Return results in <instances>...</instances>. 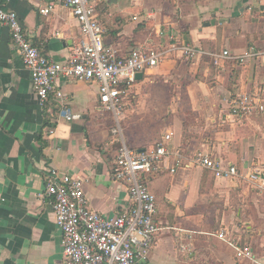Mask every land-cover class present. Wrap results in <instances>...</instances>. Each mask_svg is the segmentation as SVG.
Returning a JSON list of instances; mask_svg holds the SVG:
<instances>
[{
    "label": "crops",
    "instance_id": "obj_1",
    "mask_svg": "<svg viewBox=\"0 0 264 264\" xmlns=\"http://www.w3.org/2000/svg\"><path fill=\"white\" fill-rule=\"evenodd\" d=\"M0 4L16 12L41 53L68 60L81 38L69 7L59 0ZM47 5L50 12L41 14ZM96 17L104 42L120 55L139 45L161 48L169 32L178 42L209 51L264 48V0H102ZM55 87L69 104L71 120L58 117V103L52 112L42 111L29 71L0 22V264H66L51 199L44 195L52 169L82 178L90 207L103 215L128 202L126 185L112 179L119 144L112 142L113 117L98 106L97 83L57 78ZM243 91L264 93V56L215 66L209 57L187 60L173 52L134 83L119 119L123 138L139 151L170 131V150L204 151L243 169L264 164V117L232 121L225 115ZM165 95L171 99L164 109L159 103ZM48 125L54 128L50 137ZM173 162L166 159L145 180L157 199L160 227L146 264H264L250 230L255 219L264 225V192L239 178L216 179L202 167L180 165L170 173ZM221 231L226 239L247 243L252 257L238 258L217 237Z\"/></svg>",
    "mask_w": 264,
    "mask_h": 264
},
{
    "label": "built area",
    "instance_id": "obj_2",
    "mask_svg": "<svg viewBox=\"0 0 264 264\" xmlns=\"http://www.w3.org/2000/svg\"><path fill=\"white\" fill-rule=\"evenodd\" d=\"M59 1L70 8L81 36L64 63L41 53L31 42L16 12L4 9L1 4L0 22L9 29L11 45L29 71L36 100L43 112H52L58 103V117L72 119L67 100L55 87L57 78L97 83L98 106L113 117L114 123L110 126L112 142L119 144L112 179L126 185L128 192L127 204L118 213L107 216L90 207L82 178L55 169L48 172L44 195L51 199L54 223L61 233L62 255L66 264L147 263L160 227L155 219L157 199L145 180L159 173L162 163L170 157L174 159L173 165L168 166L170 173H174L180 165L202 167L216 179L239 178L252 188L264 190V164L243 169L233 163L223 164L204 151L170 150V131L165 132L154 145L136 151L127 146L119 123L123 105L136 82L135 75L154 68L173 52L180 53L187 60L206 56L218 66L224 60L242 64L248 58L264 56V48H248L240 54H232L227 49L209 51L188 42H178L174 40L173 32H169L168 43L161 48L139 45L128 54L120 55L116 48L104 42L102 36L96 17V7L102 0ZM50 10L51 6L47 5L39 12L46 15ZM225 115L232 121L252 115L264 117V93L241 92L230 100ZM45 133L48 137L52 136L53 126L48 125ZM217 237L227 240L238 258L252 257L247 243L238 244L234 237L226 239L223 231Z\"/></svg>",
    "mask_w": 264,
    "mask_h": 264
},
{
    "label": "rangeland",
    "instance_id": "obj_3",
    "mask_svg": "<svg viewBox=\"0 0 264 264\" xmlns=\"http://www.w3.org/2000/svg\"><path fill=\"white\" fill-rule=\"evenodd\" d=\"M164 92H165V90H164ZM169 99H171V98L167 97L166 95L163 96L162 101L160 100V103H159L160 106H162L165 109V107H167L169 105ZM182 106L184 107L183 104H182ZM177 126H178V124L176 125V127ZM176 127H175V129H176ZM248 186H250V185L248 184ZM250 188H251V186H250ZM251 190H254V191H257V192H264V190H258V189H255V188L251 189ZM233 197L234 196L231 195L230 196V200L234 201ZM254 224H255V226H252L251 229H250L253 232L252 235H251V238L253 237V238L256 239V240H253L254 244H256V246H258L262 250V252H264V225L259 224L256 219L254 221ZM240 226L243 227L244 231L248 230L247 224L242 223ZM250 240H249V242H251Z\"/></svg>",
    "mask_w": 264,
    "mask_h": 264
},
{
    "label": "water",
    "instance_id": "obj_4",
    "mask_svg": "<svg viewBox=\"0 0 264 264\" xmlns=\"http://www.w3.org/2000/svg\"><path fill=\"white\" fill-rule=\"evenodd\" d=\"M142 77H143V73H142V72H138V73L135 75L136 80H141Z\"/></svg>",
    "mask_w": 264,
    "mask_h": 264
},
{
    "label": "trees",
    "instance_id": "obj_5",
    "mask_svg": "<svg viewBox=\"0 0 264 264\" xmlns=\"http://www.w3.org/2000/svg\"><path fill=\"white\" fill-rule=\"evenodd\" d=\"M47 127V126H46ZM243 244V243H242Z\"/></svg>",
    "mask_w": 264,
    "mask_h": 264
}]
</instances>
